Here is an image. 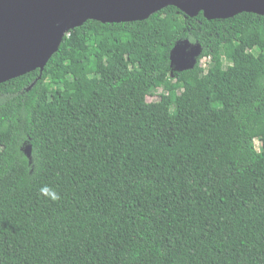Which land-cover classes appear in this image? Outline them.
Wrapping results in <instances>:
<instances>
[{
	"label": "trees",
	"instance_id": "obj_1",
	"mask_svg": "<svg viewBox=\"0 0 264 264\" xmlns=\"http://www.w3.org/2000/svg\"><path fill=\"white\" fill-rule=\"evenodd\" d=\"M39 76L0 83V264H264V15L89 19Z\"/></svg>",
	"mask_w": 264,
	"mask_h": 264
},
{
	"label": "water",
	"instance_id": "obj_2",
	"mask_svg": "<svg viewBox=\"0 0 264 264\" xmlns=\"http://www.w3.org/2000/svg\"><path fill=\"white\" fill-rule=\"evenodd\" d=\"M171 5L188 16L203 13L207 19L242 12L264 15V0H0V83L36 69L41 78L64 35L89 19L103 23L144 20ZM194 54L183 45L172 57L178 63Z\"/></svg>",
	"mask_w": 264,
	"mask_h": 264
},
{
	"label": "flooded vegetation",
	"instance_id": "obj_3",
	"mask_svg": "<svg viewBox=\"0 0 264 264\" xmlns=\"http://www.w3.org/2000/svg\"><path fill=\"white\" fill-rule=\"evenodd\" d=\"M193 57H192V55L186 56V59H184V62L178 60L179 62L177 63V67L185 68L186 65H188V64H190V63L195 61V59ZM25 151L29 154L28 150H25Z\"/></svg>",
	"mask_w": 264,
	"mask_h": 264
},
{
	"label": "built area",
	"instance_id": "obj_4",
	"mask_svg": "<svg viewBox=\"0 0 264 264\" xmlns=\"http://www.w3.org/2000/svg\"><path fill=\"white\" fill-rule=\"evenodd\" d=\"M207 61H210V58L209 57H204L203 59H202V63H204L202 66H207Z\"/></svg>",
	"mask_w": 264,
	"mask_h": 264
},
{
	"label": "rangeland",
	"instance_id": "obj_5",
	"mask_svg": "<svg viewBox=\"0 0 264 264\" xmlns=\"http://www.w3.org/2000/svg\"><path fill=\"white\" fill-rule=\"evenodd\" d=\"M202 61V60H201ZM204 63H202V65H203ZM208 64V63H207ZM160 91H161V89H160ZM159 98V93H157V95H155V97H152V99H158ZM256 144L259 146V141L258 140H256Z\"/></svg>",
	"mask_w": 264,
	"mask_h": 264
},
{
	"label": "clouds",
	"instance_id": "obj_6",
	"mask_svg": "<svg viewBox=\"0 0 264 264\" xmlns=\"http://www.w3.org/2000/svg\"><path fill=\"white\" fill-rule=\"evenodd\" d=\"M58 198V197H57Z\"/></svg>",
	"mask_w": 264,
	"mask_h": 264
}]
</instances>
